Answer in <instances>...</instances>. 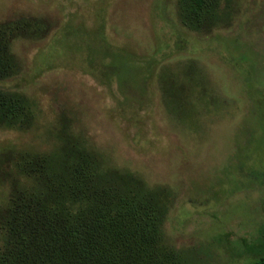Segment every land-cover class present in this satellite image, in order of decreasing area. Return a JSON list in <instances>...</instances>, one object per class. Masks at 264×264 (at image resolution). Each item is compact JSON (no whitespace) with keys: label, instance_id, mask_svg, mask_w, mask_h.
I'll return each mask as SVG.
<instances>
[{"label":"rangeland","instance_id":"rangeland-1","mask_svg":"<svg viewBox=\"0 0 264 264\" xmlns=\"http://www.w3.org/2000/svg\"><path fill=\"white\" fill-rule=\"evenodd\" d=\"M216 3L194 30L182 0H0L26 120L0 121V210L39 185L22 165L84 152L158 198L177 264L263 258L264 0Z\"/></svg>","mask_w":264,"mask_h":264},{"label":"trees","instance_id":"trees-1","mask_svg":"<svg viewBox=\"0 0 264 264\" xmlns=\"http://www.w3.org/2000/svg\"><path fill=\"white\" fill-rule=\"evenodd\" d=\"M216 4L182 0L184 23L209 25ZM23 114L20 97L0 92V121L23 123ZM19 172L40 181L17 187L0 210V264H177L163 245L167 213L158 198L101 171L84 152Z\"/></svg>","mask_w":264,"mask_h":264}]
</instances>
